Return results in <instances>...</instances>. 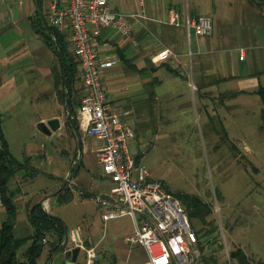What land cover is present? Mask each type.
<instances>
[{
	"label": "rangeland",
	"instance_id": "374dc122",
	"mask_svg": "<svg viewBox=\"0 0 264 264\" xmlns=\"http://www.w3.org/2000/svg\"><path fill=\"white\" fill-rule=\"evenodd\" d=\"M30 1L0 0V15L5 16L8 13L12 16V13L26 9L31 4ZM42 1L46 9L50 0ZM144 1L156 6L162 0ZM174 1L180 3L182 9L187 11L188 7L192 9L195 6L201 13L210 11L207 5L215 8V12L211 14L213 36L209 41L207 40V43V37L198 39L193 30L186 34L185 39H182L183 51L185 50V57L188 60L186 71L190 79L191 74L193 75V83L195 82L197 88L198 83L195 78L198 68L193 54L196 52L197 41L201 40L203 48L208 47V42H211L213 46L210 47L215 49L214 56L217 53L219 55V50L224 45L222 49H225V58L232 67L239 66L237 70L240 75L246 74L251 67L249 72L252 75L257 73V77L264 80V15L262 11L260 14L259 11L248 13L242 9V1L239 0ZM111 4L122 12H128V8H138V0H111ZM262 10L264 11V8ZM224 24L227 25L229 33L233 31L232 36L226 40L225 35L222 34ZM250 30L256 33L255 37L257 36L261 41L257 44L259 48L254 50L249 48ZM36 44H43L42 39L39 38ZM239 48L245 50V55L242 56L244 61L238 59L241 55ZM69 52L72 54L71 51ZM230 65L227 66L228 70ZM218 73H222L220 67ZM38 74L39 72L35 70L29 72L27 76L33 79L39 77ZM46 76L49 78L47 82L52 85L51 76L49 74ZM214 78L219 79L220 75H214L211 80ZM188 81L191 86L188 84L178 94L160 96L155 101L148 123L139 124V126L145 125L146 128L140 127L135 131L129 124L136 135L133 138L135 144L133 141L128 143L129 152L137 155L139 149L141 150L140 163L147 167L153 178L163 183L166 190L175 195L184 193L197 195L211 205L212 214L208 219L215 222L217 231L214 230L215 232L210 235H220L215 243L209 240L204 252L202 251L204 255L214 250L219 259L218 264H240L234 257L229 262L224 249H221L224 230L228 250L240 248L249 258L248 264H264V105L262 97L259 94L249 96L245 105L241 103L240 98H229L224 89L234 84L226 80L218 84L221 94L208 93L212 97L209 101L213 104L205 106L209 109L207 112L192 80ZM58 89L60 91L63 89L61 81L58 82ZM163 89L164 87L158 89L161 91L160 94L164 93ZM36 91L35 89L32 94L22 97L18 104L14 103L6 110H4L5 106L0 107L2 124L8 132L10 150L24 164L7 186L8 193L17 207L14 229L16 237L32 236L34 227L29 219V208L61 187V181H64L78 153L76 141L65 126L62 95L58 96V92L56 93L59 102L57 110V103L50 96H45L41 100H35V98L33 101L28 100L33 98L29 96H35ZM49 91L50 88L44 89V92ZM8 93L11 91L0 96V99L4 98L8 102L11 96H6ZM83 93L79 81L76 83V94L79 100ZM51 113H57L62 123L61 128L51 135L43 134L37 129L36 124L40 122L41 117ZM15 124H20V136L14 132ZM96 142L97 139L92 136H82V155L77 161L78 169L74 175V179L79 181L73 187V193L76 196L66 199L65 192L48 198L46 200L49 202L50 211H48L59 217L67 227L68 242L65 249L76 245L84 247V250L80 251L79 258L86 260L87 250L93 248L96 257L92 264H115L116 259L125 264H134L137 260L144 258L146 253L141 245L129 246L125 241V236L133 228L132 220L129 217H121L104 222L98 206L91 203L90 197L93 192L102 190L100 186H97L96 179L94 183L91 174L94 172L97 176L100 173L94 154ZM78 197L88 201L80 200ZM5 215L3 204L0 206V224ZM193 223L198 228L197 221L194 220ZM56 239L53 231L46 234L38 264H44L46 253ZM29 243L30 241H27L18 249L17 255L20 259H23ZM59 259V256L53 258L52 264H58Z\"/></svg>",
	"mask_w": 264,
	"mask_h": 264
},
{
	"label": "crops",
	"instance_id": "0c3cea01",
	"mask_svg": "<svg viewBox=\"0 0 264 264\" xmlns=\"http://www.w3.org/2000/svg\"><path fill=\"white\" fill-rule=\"evenodd\" d=\"M57 1L59 3H65L67 0ZM108 1L114 10L122 12L118 7L111 4V0ZM239 1H242V9H245L248 13L259 11L260 14V11H262L264 15V11L262 10L264 7H259L258 4L252 2V0ZM35 2L36 0H31V4L26 9L20 10L17 13H12V16L8 13L5 14V16L0 15V96L11 91V93L6 95H11L8 98V102H6L4 98L0 99V107L5 106L4 110L10 108L14 103L18 104L22 97L32 94L35 89L37 90L35 96H29L33 98L28 100L33 101L34 98L35 100H41L44 99L45 96H50L57 103V110L59 108L52 72L56 57L44 42L43 44H36V41L41 37L36 33L35 28L31 24ZM207 8L210 11L207 10L205 13H201L196 6L192 7V9L188 7V11L184 10L180 3L174 0H162L161 3L156 6L150 5V3L147 4L144 0H138L137 9L128 8V12H122L127 15L131 24V34L129 36L123 37L117 30L110 27L102 28L99 31L92 28L93 43L97 48L99 58L105 60L110 57H115L116 60L111 66L100 68V74L105 83L110 105L113 110L123 116L124 121L130 124L135 131L140 127L146 128L145 125L139 126V124L148 123L155 101L160 98V96L166 97L168 95L172 96L173 93L178 94L182 91V88L188 86V84L191 86L188 80H192L191 82L198 92L204 107L208 104H213L209 101L212 98L209 96V92H215L217 95L222 93L218 84H222L223 81L225 82L227 80L228 83L233 82V86H228L227 89L224 90H226L229 98H240L241 103L244 105L247 103L249 96L258 94L259 86L264 87V80L261 77H257V73L252 75V73L249 72L252 69L251 67L246 74L240 75L238 72L239 70H237L239 66L233 65L232 67L230 65L224 55L225 49H222L224 45L221 46L219 55L217 53V55L214 56L215 49L210 47L213 46L211 42H208V47L203 48V44L201 43L202 40L200 42L197 41L195 45L196 52L193 54L196 58L195 65H197L198 68L195 78V81L197 80L198 83V88L195 82L193 83V75L191 74V79L188 77L186 71L188 60L185 57L186 52L185 50L183 51L184 46L182 45V39H185L186 34H188L186 17L187 15L191 18L209 16L213 24V17L211 14L215 12V8L214 6L211 8L208 5ZM130 14H136V16L133 17ZM172 15H175L174 21L171 19ZM222 27V34L225 35L226 40L232 36L231 34L233 31L229 33L227 25L225 24L222 25ZM249 32V48H251V50L259 48L257 44L261 42L260 39L257 38V36L255 37L256 33L252 32V30ZM212 36L213 33L210 36H206V43ZM197 37L198 39L202 38L199 36ZM164 47L170 48L173 53L166 60H158L156 54ZM239 49L240 53L242 54L243 50V55H245V50L243 48ZM255 55L256 53L253 55V58H255ZM238 59L244 61L241 55ZM229 65L231 67H229L230 69L228 70L227 66ZM219 67L222 73H218ZM174 68H176L179 73L175 74L172 71ZM35 70L39 72V77L29 79L27 74ZM46 74L51 76V81H53L52 85L47 82L49 78L47 76L45 77ZM216 74H219L220 78L211 80V77ZM176 81L179 83L177 84ZM163 87L164 89L162 91H164V93L160 94L161 91H158V89ZM45 88H50V91L44 92ZM82 89L84 92L83 87ZM262 104L264 105L263 100ZM205 108L208 112V107ZM54 117H57V113H51L48 116L41 117L39 121H47ZM0 118L2 136L10 150L8 132L5 125L2 124L1 109ZM13 128L15 134L18 133L20 136V124H15ZM37 129L39 130L38 127ZM132 141L135 144L134 139L129 140L128 143ZM101 143L100 140H97L94 150ZM139 151L141 150L139 149ZM99 172L97 176L94 172H91L92 179L93 181L96 179L97 186H100L102 190H104L107 188L108 184L102 176L101 168H99ZM61 182L63 183V181ZM71 182L70 194L72 195L71 198H73L76 196L73 193V187H75L79 181L78 179L75 180L73 176ZM98 192H100V190H98ZM78 199L88 201V199L85 198L78 197ZM43 207L48 211L49 202L45 201ZM81 250H84V247L81 246ZM79 255L78 260L85 263L86 260L79 258ZM47 256L48 251L45 256L44 264L47 263ZM57 256L60 257L58 264H61L62 261L66 263V258L63 254L57 253L54 258ZM146 259L147 256L145 254L144 258L137 260L134 264H138ZM115 264L125 263L116 259Z\"/></svg>",
	"mask_w": 264,
	"mask_h": 264
},
{
	"label": "built area",
	"instance_id": "2783aa9c",
	"mask_svg": "<svg viewBox=\"0 0 264 264\" xmlns=\"http://www.w3.org/2000/svg\"><path fill=\"white\" fill-rule=\"evenodd\" d=\"M46 7L49 23L68 30L70 50L79 63L84 93L77 113L78 127L83 137L92 136L102 142L94 154L108 186L90 197L100 209L102 220L121 217L132 220L133 228L125 241L129 245H141L147 256L138 264H211L203 262L197 234L181 201L129 152L128 142L136 136L135 131L110 105L100 68L111 66L116 60L115 57L99 58L91 30L110 27L123 37L129 36L131 24L127 15L114 10L108 0H67L65 3L50 0ZM171 19L174 21L175 15ZM186 26L188 33L193 30L199 37L213 33L209 16L187 15ZM172 53L164 47L156 58L166 60ZM222 234L225 255L230 262L224 230ZM95 257L93 248L87 250L85 264H92Z\"/></svg>",
	"mask_w": 264,
	"mask_h": 264
},
{
	"label": "trees",
	"instance_id": "16d2710c",
	"mask_svg": "<svg viewBox=\"0 0 264 264\" xmlns=\"http://www.w3.org/2000/svg\"><path fill=\"white\" fill-rule=\"evenodd\" d=\"M252 2L258 4L259 7H264V0H252ZM36 19L37 22H35L33 17H31L32 26L35 28L36 33L39 34L45 45L50 50H52L57 59L52 67V72L54 74V83L55 88H57L58 96L59 94L60 96L62 95L61 99L64 103L65 81L69 90V104L72 109V115L78 125L77 113L78 108L81 104V100H79L80 98L76 94V83L80 81L82 87L83 84L80 78L79 63L76 60V57L69 52L71 51L68 41L69 32L66 29L60 30L49 23L47 17V8L45 9V5L42 0H39V8L36 12ZM57 44L60 45L63 52L64 71L62 68ZM172 71L175 74L179 73L176 68L172 69ZM59 81H61L63 91H60L58 89ZM258 94L264 101L263 86H259ZM65 126L76 141L75 133L69 120L65 121ZM135 156L136 162H140L141 151H139ZM23 167V162L19 161L13 156L2 136L0 118V188L2 191L3 204L6 213L5 218L1 221L0 224V264H38L39 256L41 255L45 245L43 240L45 239L48 232L53 231L57 239L55 242H53V245L48 250L46 264H50L49 261L51 259V256L63 241L65 234L64 223L59 217L53 214H49L42 204L34 203L29 208V219L32 226L34 227V233L32 234V236L30 235L24 237H16L14 234L17 219V207L14 205L10 194L8 193L7 186L9 185L10 180L15 176V174ZM75 168L76 170L78 169L77 166ZM59 194L60 193H58V195ZM65 195L66 196L64 197L66 199H70L72 197V195L70 194V189L66 191ZM175 196L185 207V211L187 213L191 226L194 228L197 234L198 246L200 250L204 252L206 246L209 243V240L215 243L216 239L220 235H210L211 233L217 231V225L215 224V222H213L212 219H208V217L212 214L211 205H209L206 201H204L197 195L184 193L177 194ZM194 220L197 221L198 228L196 227V225H194ZM27 241H30V243L26 248L23 259H20L17 255V251L23 244L27 243ZM220 245L222 247L221 249H224V245ZM229 256L230 260H232V258L234 257L240 264H248L249 262V258L240 248L233 251L229 250ZM202 259L205 263L218 264L219 262V259L215 255L214 250L209 251L208 254H203ZM61 264L66 263L65 261H62Z\"/></svg>",
	"mask_w": 264,
	"mask_h": 264
},
{
	"label": "water",
	"instance_id": "95a60500",
	"mask_svg": "<svg viewBox=\"0 0 264 264\" xmlns=\"http://www.w3.org/2000/svg\"><path fill=\"white\" fill-rule=\"evenodd\" d=\"M38 8H39V0H36L34 12H33V19L35 20V22H37L36 12H37ZM57 48H58V52H59V55H60L62 68H63V71H64V56H63V52H62V49H61L59 44H57ZM64 85H65V99H64L65 117H66V120H69V122H70V124H71V126L73 128V131L75 133L78 153H77L76 161L73 162V164H72L70 170L68 171V174L65 177L61 187L56 192H54L52 194H49L46 197H44L39 202L42 205L48 198H50L52 196H55L58 193L64 194L70 188V184H71V181L73 179V176H74V173H75V170H76L75 167L77 165V161H79V159H80V157L82 155V150H83L82 134H81V131H80L77 123L75 122L73 115H72V109H71L70 104H69V90L67 88V84H66L65 81H64ZM61 124L62 123H61L60 118L59 117H54V118H51V119H49L47 121H40L37 124V127L43 133L51 134V133L59 130L61 128ZM64 230H65V234H64L63 241L61 242V244L59 245L57 250L52 254L51 259H50V264H52L54 256L57 253H59L60 251H62L63 256L66 258V263L67 264H84L83 262H80L78 260V255H79V253L81 251V246L76 245L73 248L65 249V246H66V244L68 242V233H67V227L66 226H64Z\"/></svg>",
	"mask_w": 264,
	"mask_h": 264
}]
</instances>
